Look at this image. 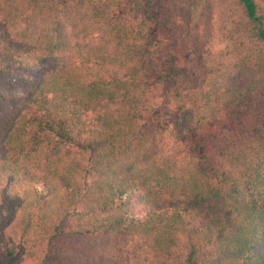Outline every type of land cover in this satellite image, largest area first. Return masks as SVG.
Returning a JSON list of instances; mask_svg holds the SVG:
<instances>
[{
	"label": "trees",
	"instance_id": "obj_1",
	"mask_svg": "<svg viewBox=\"0 0 264 264\" xmlns=\"http://www.w3.org/2000/svg\"><path fill=\"white\" fill-rule=\"evenodd\" d=\"M0 264H264V0H0Z\"/></svg>",
	"mask_w": 264,
	"mask_h": 264
},
{
	"label": "rangeland",
	"instance_id": "obj_2",
	"mask_svg": "<svg viewBox=\"0 0 264 264\" xmlns=\"http://www.w3.org/2000/svg\"><path fill=\"white\" fill-rule=\"evenodd\" d=\"M209 19H210V9H205L202 16L200 17V20L204 26V29L207 33L210 31L209 27Z\"/></svg>",
	"mask_w": 264,
	"mask_h": 264
}]
</instances>
